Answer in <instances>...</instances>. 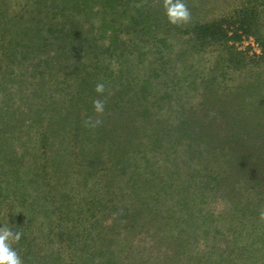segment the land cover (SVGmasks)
Listing matches in <instances>:
<instances>
[{"label":"trees","instance_id":"16d2710c","mask_svg":"<svg viewBox=\"0 0 264 264\" xmlns=\"http://www.w3.org/2000/svg\"><path fill=\"white\" fill-rule=\"evenodd\" d=\"M100 1L110 7L101 9ZM163 3L0 0V187L5 190L4 204L13 200L17 206L28 188L25 183L51 182L48 179L52 178L59 189L46 183L38 196L54 208L53 214L61 221L72 211L64 196L75 185L71 187L67 174L76 171L77 182L84 188L100 177V195L92 198L90 212L99 206L103 223L112 222V226L100 225L96 237L122 230L124 240L120 241L135 244L137 230L127 229V217L133 210L124 200L128 196L135 202L139 192L150 189L152 180L146 176L164 163L172 170L164 180L165 188L175 195L166 202L178 206L191 197L205 200L208 189L214 198L221 195L230 201L228 213H222L223 219H232V226L244 229L264 220V0H221L210 22L199 21L187 28L185 24L171 27L165 13H159ZM100 10L104 17L98 32L104 27L108 32L104 45L110 58L100 59L99 54L89 52L91 43L97 42L88 28L96 23L90 14H100ZM152 36L163 46L150 44L148 37ZM250 39L260 54H250L251 48L238 49V44ZM213 47L226 53L217 60L215 70L242 72L240 82L227 86L215 76L211 86L197 76L199 69L186 58L199 61L198 50ZM74 51L75 56L69 57ZM153 71L164 75L160 81H152ZM185 72L189 79L183 83L179 74ZM139 77L143 89L134 99L126 87ZM97 83H104L103 94L96 93ZM203 85H207L205 90L199 92ZM166 93L179 102L163 115L160 102ZM199 93L200 104L180 103H186L189 95L192 101ZM95 100L104 102L103 113L95 112ZM89 120L101 123L90 127ZM162 148L165 153L160 158ZM197 167L201 170L196 174ZM185 168L190 184L187 176L180 178ZM107 183L121 185L123 197L117 198ZM77 217L83 223L80 213ZM57 229L63 240L65 231L50 222L49 233L57 235ZM176 230L173 245L162 250L163 244L155 238L150 253L125 250L116 257L114 245L107 243V253L115 255L108 264H192L193 254L189 246L186 249L190 236ZM256 234L264 238L262 228ZM236 236V232L213 236V254L197 264L204 259L209 264H264V251L236 255L234 245L240 241ZM26 237L21 235V239ZM67 237L66 242L72 241ZM18 254L23 264H36L38 255L31 243Z\"/></svg>","mask_w":264,"mask_h":264},{"label":"rangeland","instance_id":"374dc122","mask_svg":"<svg viewBox=\"0 0 264 264\" xmlns=\"http://www.w3.org/2000/svg\"><path fill=\"white\" fill-rule=\"evenodd\" d=\"M132 1V0H128ZM194 1L196 3H194ZM186 6L191 13V18L188 23L185 24V28L195 25L197 22H210L213 18V13H216L220 10L221 0H185ZM99 6L101 9L109 8L110 5L108 2L100 1ZM164 8H161L160 14H164ZM90 17L96 20L94 24L89 25L88 28H91L94 31V38L96 39L91 43V54L100 55L101 58H110L111 53H109L107 47L104 45V39L107 38L108 32L105 27L101 32H98L101 27V21L104 17L103 12L100 10L94 11L90 14ZM148 19V16H146ZM175 25L171 24V27ZM186 29H184L185 31ZM106 31V35L104 33ZM160 34H165V31H159ZM103 34V35H102ZM180 39V38H178ZM187 39V38H186ZM149 43H155L159 46H163L161 41L155 40L153 36L148 37ZM168 45L167 47H169ZM251 48V49H250ZM238 49L240 51H247L250 49V54L257 53L260 54V49L257 47L253 39L244 40V42L238 44ZM252 50V51H251ZM198 56L202 58L197 61L194 57H187L186 60H189L191 63L195 64L199 69L197 76L199 78H205L212 86V81L215 80V76L222 82L224 85H233V82H240L239 74L242 72L238 71H217L215 66L217 60L220 59L221 55H225V51L220 47H213L211 49L201 51L198 50ZM75 56V51L69 54ZM119 57V55H117ZM224 59V58H223ZM189 70V68H187ZM149 70V69H148ZM205 70V71H204ZM194 71V69H191ZM151 76L152 81H160V77L164 75L155 73L153 71ZM193 76H196V73H193ZM141 77L136 78L139 80ZM179 79L183 80V83L189 79V74L187 72L179 74ZM141 79L130 87H126L131 91V97L134 99L138 96L135 94H141L142 92V83ZM207 85H203L199 88V92L205 90ZM63 89V88H62ZM166 98H161L160 105L164 108L162 114L166 115V112H169L170 109H175L177 107H172L174 104H177L179 100H175L176 96H170L169 93H166ZM192 101H190L191 95L186 97V103L180 102L182 105L186 106H196L200 104L199 98L201 93L196 95ZM153 96H150V98ZM192 103H190V102ZM140 105V104H137ZM177 113H175L176 115ZM165 118V117H163ZM160 158L161 154L165 151L160 149ZM153 156V155H151ZM163 160V159H162ZM153 161H156L155 159ZM161 163V161H159ZM161 166H154L150 170V174L147 175V180H152L149 186L150 189H145L139 192L138 200H131L128 196L125 198V206L132 208L133 212L130 216L127 217L128 226L127 229L135 228L137 234L134 237L136 240L135 244L124 243L123 237H120L121 231H113L108 236L105 234L96 237L100 231V225L111 227L112 222L103 223V217L100 215V207L94 209L93 214L91 211L90 203L92 198L100 195V192H97L98 185L100 184V177L96 178L93 182L89 183L90 186L84 188L83 184H79L78 177L76 176V171H72L68 175L69 184H74L75 187L73 191L64 196L66 203L71 206V214L68 217H64L61 221L57 214H53V207L49 203H44L38 196L39 189L44 184H49L55 189H59L55 181L52 178L48 179L49 181H34L27 182L25 186L28 188L24 190L23 197L20 198L18 205L14 203L13 200H9L4 204L5 190L0 187V224H6L13 226V230L20 229L22 235L25 233L27 237L21 239L18 243H14L13 247L17 253L25 252L28 244L35 246V253L38 255L36 264H108L112 258L120 256L125 250H131L136 254L140 252H149V246L152 241H161L163 245L160 247L162 250L165 248L163 246L170 247L175 242V231H182V234L190 236V242L187 244L186 249L190 248V254H193V259L195 260L192 264H197L200 259L204 257H209L212 255L214 248L212 246L211 238L220 233L225 235L232 232H236V238L240 239L237 244L234 245V253H241L243 256H250L255 253L260 255L264 251V238H258L257 232L262 228L264 230V220L259 219L250 223L248 227H240L239 225H234L232 219H223V213H228L229 202L225 196H215L213 193H210L208 189H205L204 194L207 199L202 200L199 197H191L190 200L186 202H179L178 206L166 202L168 199L175 198L173 195V190L165 188L166 180L172 170L167 169L169 164L161 163ZM196 169L198 171H196ZM195 173L197 174L200 168H196ZM75 170V169H71ZM70 170V171H71ZM2 174V172L0 173ZM157 175V176H156ZM153 179V177H155ZM187 176V177H186ZM188 171L185 168L182 171L180 178L186 177V182H189ZM94 176L90 178L92 180ZM120 180H125L124 176L119 177ZM164 180L166 182H164ZM1 182V181H0ZM164 182V183H163ZM174 185L180 189V187L174 183ZM107 188L111 191L116 192L117 198L123 197L125 192L122 188H119L121 185H111L106 184ZM185 186H190L185 183ZM94 189L93 191H91ZM228 202V203H227ZM105 204V203H104ZM16 210L14 212V207ZM174 207L175 209L170 211L168 208ZM213 211L211 220H208V214ZM13 212V213H12ZM77 213L81 214V220L83 221L78 223ZM95 213V214H94ZM96 217V218H95ZM96 219V220H95ZM190 219V220H189ZM208 221V222H207ZM50 222L60 225V227L65 231L68 237H71L72 241L66 242V237L62 240L60 237L59 230L57 229L56 234L49 233ZM68 226V228L65 227ZM165 225V226H164ZM211 225V226H210ZM164 227V228H163ZM235 229V230H234ZM165 230V232L163 231ZM174 231V232H173ZM107 232V231H106ZM87 233V236L84 234ZM90 233V235H89ZM67 237V238H68ZM256 238L262 240L257 241ZM139 240H142L140 242ZM233 239L230 238L229 242H232ZM257 242L256 246H252V243ZM107 243H112L115 247V255L111 257L107 253L105 246ZM234 243V242H232ZM21 244V246H19ZM111 251L110 249L108 250ZM201 257V258H200ZM202 264H209L205 262ZM245 264V263H242ZM246 264H253L252 262H246Z\"/></svg>","mask_w":264,"mask_h":264},{"label":"clouds","instance_id":"9594fccd","mask_svg":"<svg viewBox=\"0 0 264 264\" xmlns=\"http://www.w3.org/2000/svg\"><path fill=\"white\" fill-rule=\"evenodd\" d=\"M163 7L169 23L173 25L186 24L191 18L185 0H164ZM95 91L97 94H103L105 91L104 83H97ZM93 106L96 113L104 112L105 105L102 100H95ZM100 123V120L86 121L90 127H95ZM21 235V232L14 231L13 226L9 225L8 222L0 224V264H23L21 257L13 247L14 243L20 241Z\"/></svg>","mask_w":264,"mask_h":264}]
</instances>
